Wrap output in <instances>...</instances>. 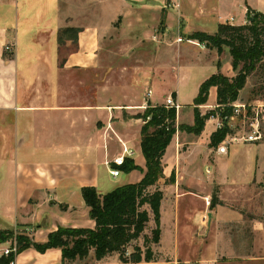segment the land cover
<instances>
[{"label": "crops", "instance_id": "crops-1", "mask_svg": "<svg viewBox=\"0 0 264 264\" xmlns=\"http://www.w3.org/2000/svg\"><path fill=\"white\" fill-rule=\"evenodd\" d=\"M164 1L0 0V158L6 160L1 170L0 207L12 215L17 213V219L30 227L45 221L32 230L35 241L44 242L58 226L94 227L81 195L83 187H94L103 195L142 178L140 171L146 169L140 147L143 121L134 115L142 114L147 101L160 104L174 91L179 105L176 125L179 120L193 123L190 103L195 96L183 107L178 85L160 90L155 99L145 98L147 83L143 86L129 80L126 70L120 83L112 82L110 67H105L110 62L108 43L114 19L121 17L122 29H126L128 17L137 11L157 12L166 8ZM258 2L263 8L264 0ZM68 29H75L76 34ZM64 30L68 31L58 40ZM228 63L230 66V59ZM166 68L162 69L165 74L161 69L152 71L151 83L163 86L169 75H174L169 66ZM186 72V68L179 69L177 83L186 78ZM209 91L214 101L216 88ZM185 112L187 121L181 118ZM207 128L199 135L185 131L173 135L162 158L164 177L159 186L163 195V187L171 184H165V179L182 166L180 157L185 160L195 154L191 162L199 158L194 150L202 138L210 139L213 123ZM111 141L119 153L111 154ZM120 155L132 159L140 170L120 169L117 178L121 180L110 187V171L119 168L113 159ZM183 165L187 169V164ZM196 169L189 174L203 176ZM113 255L117 254L96 261L90 253L88 262L70 264H110ZM14 264L63 263L57 248L44 253L27 248L16 256Z\"/></svg>", "mask_w": 264, "mask_h": 264}, {"label": "rangeland", "instance_id": "rangeland-1", "mask_svg": "<svg viewBox=\"0 0 264 264\" xmlns=\"http://www.w3.org/2000/svg\"><path fill=\"white\" fill-rule=\"evenodd\" d=\"M163 4L166 8L157 12L137 11L128 17L129 23L124 24L126 29H122L121 17L114 19L108 43L110 62L105 67H110L112 82L120 83L126 70L125 76L129 80L134 79L143 86L147 83L143 88L145 98L148 89L152 90L150 98L155 99L160 90L178 85L179 103L185 107L192 96H196L199 84L211 74L234 75L228 63V59L231 61L228 47H223L218 54L214 48L189 39L191 33H213L218 24L230 23L229 17H233L234 25L247 24L250 19L260 16L263 8L258 0H165ZM167 66L174 75H169L163 86L157 81L151 83V72L161 69L165 74L162 69ZM181 68L188 72L186 78L177 83ZM169 94L174 98V91ZM254 100L264 102V57L232 103ZM190 105L194 108L193 100ZM146 108L147 103L142 113ZM198 112L202 117L206 116L204 129H209L213 123L209 117H215L217 112L216 98L213 101L210 91L207 101L198 106ZM181 118L187 121L189 114L182 113ZM142 121L144 123L143 118ZM179 124L190 125L180 123V120ZM178 131L193 134L177 126L174 137ZM113 143L111 141L109 145L111 154L119 153L117 144ZM185 147L183 145L181 149ZM2 148L0 144V152ZM212 148L208 137L202 138L194 150L200 155L195 158L196 162H191L195 154L186 158L188 163L180 157L182 166L179 165L178 173H172L173 182L163 187L160 240L150 244L154 261L140 264H200L204 261L210 264H264V125L263 136L256 143L236 144L223 156L215 155ZM183 164H187V169ZM5 167L6 160L0 158V183L1 170ZM194 168L200 169L203 176L189 174L188 171ZM135 170L139 172L140 169ZM141 172L143 174L144 169ZM111 180L110 187L121 177ZM16 214L7 213L6 208L0 207V264L14 262L25 250L20 251V247L34 240L32 230L45 224L42 221L30 227L20 222ZM152 227L154 222L150 216L144 234L150 235ZM143 243V236L131 241L126 246L125 257L139 256L144 250ZM89 257L75 263H86ZM108 262L134 264L120 261L117 255L111 256Z\"/></svg>", "mask_w": 264, "mask_h": 264}, {"label": "trees", "instance_id": "trees-1", "mask_svg": "<svg viewBox=\"0 0 264 264\" xmlns=\"http://www.w3.org/2000/svg\"><path fill=\"white\" fill-rule=\"evenodd\" d=\"M68 30L76 34L75 29ZM68 30L62 31L58 40H61V35ZM189 39L214 48L218 54L222 52L223 47H228L234 75L228 77L221 72H215L199 85L193 99L192 125H176L175 107H166L164 104L152 105L147 101L146 110L138 115L144 120L140 147L146 169L142 178L136 183L118 186L103 195L94 187H83L81 195L89 207V216L94 221V227L91 229L58 226L48 233L44 242L33 240L20 247V251L30 247L44 253L48 249L57 248L60 250L63 264L82 261L90 253L96 261L111 254H117L122 262L130 261L134 264L154 261L150 244H157L160 240V210L164 195L159 181L164 177L162 158L165 150L177 126L194 135L201 134L206 116L202 117L199 114L198 106L207 101L211 87L216 88L217 111H221L225 125L210 134L209 146L214 147L222 140L228 131L226 117L231 113L230 104L264 57V15L261 13L260 16L250 19L247 24L220 23L213 33L194 31ZM119 168L129 172L138 167L132 159L125 157ZM172 182L171 174L164 183ZM150 216L154 227L151 228L150 235H145L144 230ZM141 236L144 250L140 251L137 257L133 255L125 257L126 246Z\"/></svg>", "mask_w": 264, "mask_h": 264}, {"label": "built area", "instance_id": "built-area-1", "mask_svg": "<svg viewBox=\"0 0 264 264\" xmlns=\"http://www.w3.org/2000/svg\"><path fill=\"white\" fill-rule=\"evenodd\" d=\"M264 15V6L262 10ZM227 20L233 21V17ZM201 47L204 45L201 44ZM147 96L150 97L152 91L148 89ZM166 107L179 108L175 103L174 98L169 94L164 99ZM231 113L226 117V125L228 131L222 140L212 148L215 155H227L230 148L239 143H254L259 141L263 136L264 125V102L249 101L242 103H231ZM209 121H213L214 131L222 129L225 121L221 116V111L216 112V116H210ZM124 157L122 155L113 159V163L118 167L123 164ZM112 177H117L120 174V168L112 169L110 171ZM14 264V262H11Z\"/></svg>", "mask_w": 264, "mask_h": 264}, {"label": "water", "instance_id": "water-1", "mask_svg": "<svg viewBox=\"0 0 264 264\" xmlns=\"http://www.w3.org/2000/svg\"><path fill=\"white\" fill-rule=\"evenodd\" d=\"M208 216L210 217V216H211V214L209 213V214H208Z\"/></svg>", "mask_w": 264, "mask_h": 264}]
</instances>
